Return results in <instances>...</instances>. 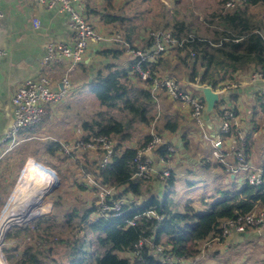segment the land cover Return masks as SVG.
<instances>
[{
	"label": "trees",
	"instance_id": "16d2710c",
	"mask_svg": "<svg viewBox=\"0 0 264 264\" xmlns=\"http://www.w3.org/2000/svg\"><path fill=\"white\" fill-rule=\"evenodd\" d=\"M116 1L118 0H105L103 5L90 7L87 13L88 16L97 17L101 26H107L110 31L118 30L124 42L115 48L99 51L106 59V64L93 72L88 85L93 87L104 112H99L92 121L84 122L81 129L88 132L82 136L87 140L95 136L118 140L112 161L106 169L102 170L97 161L89 162L88 157H85L87 154L84 158L87 163L95 166L96 173L93 175L101 186L119 190L120 193L111 201L108 198V203L124 200L121 214L115 216L111 212L102 215L98 204L84 212L75 208L68 209L62 216V220L67 221L61 224H68V227L57 233L52 231L51 223L54 222L36 221L33 230L41 232L38 236L43 241L36 252H32V247L23 251L19 260L24 264H169L175 258L183 263L201 256L203 245H207L211 239H223L220 226L224 219H235L238 215L250 213L259 199L264 201L262 190L245 184L239 192H225L222 198L210 206L203 200L201 205H207L206 211L190 204L181 211L166 194L161 196L162 194L155 193L150 182L133 179L135 170L132 164L137 147L125 148L126 142L133 139V132L139 130L141 125L150 126L156 119L160 125L164 121L162 134L166 130L172 134L178 133L181 124L173 115L164 120L161 116L157 118L155 114L152 115L155 101L151 82H146L145 87L139 82L138 85L133 82L134 77L139 78L138 73L134 74L137 61L127 47L132 51L140 49L137 47L140 39L138 27L133 25V18L128 16L127 6H117ZM226 2L227 0H220V8L209 15L204 32L200 26L195 27L179 9L167 16V4L162 1L164 29L161 31L171 32L181 46L159 55L151 65L145 64V69L150 66L152 74L159 78L176 76L177 80H184L182 82L206 85L214 90L238 82L236 76L243 75V72L250 69L264 73L263 25L251 11V8L264 7V0H246L233 9H226ZM152 32L157 33L156 30ZM151 33L144 38L141 50L154 46L155 40ZM158 33L163 32L159 30ZM181 69L183 70L177 74ZM166 71L172 76H165ZM233 90L230 88L225 94ZM162 98L166 99L165 96ZM224 100L215 108L218 112L220 108V114L221 107L227 104ZM260 102L262 103V98ZM151 138L150 135L145 136L140 147ZM60 148L62 144L57 141L48 146L51 155ZM158 152L169 159L165 148ZM96 154L103 158L101 150ZM218 166L222 164L219 163ZM154 181L166 187L172 183V179L163 182L157 178ZM138 198L141 199L140 202L135 200ZM44 204L50 207L51 200H46ZM149 212L162 217V220L149 217ZM42 214L39 212L37 216ZM75 221L77 227L69 228ZM46 222L50 224L44 226ZM55 223L57 225L60 222ZM140 241L147 242L140 256H123L132 254ZM155 246L164 249L161 256L153 254ZM53 253L56 254L55 258L48 260L49 254ZM15 257L14 254H9L7 259L11 262Z\"/></svg>",
	"mask_w": 264,
	"mask_h": 264
},
{
	"label": "built area",
	"instance_id": "2783aa9c",
	"mask_svg": "<svg viewBox=\"0 0 264 264\" xmlns=\"http://www.w3.org/2000/svg\"><path fill=\"white\" fill-rule=\"evenodd\" d=\"M41 5H45L50 9H58L62 13H66L69 17L68 28L69 35L63 42H52L47 46L46 53L42 57L41 66H63L65 74L61 78L57 86L46 75L37 78L25 80L18 86L11 96L12 121L4 132L0 144V161L11 150L17 147L22 139V134L35 131L45 120H52L59 111L60 104L74 92V86L71 82V74L74 73L81 65H83L89 57L91 45H98L103 50L112 46H117L124 42L123 37L118 31H103L98 25L87 17V9L92 0H35ZM246 0H227L226 9H233ZM1 17V14H0ZM33 26L39 29L42 24L39 20H34ZM155 40L153 47L146 50L131 51V55L136 62L134 66V74L139 75L141 80L151 82V91L155 104L159 103L160 93L164 92L171 101L187 107L195 120L197 126L203 130V137L210 141L216 149L215 155L217 161L222 164L225 172L236 178L238 173L246 175L244 184L262 190L264 194V167L255 166L249 159L248 136L245 127L240 122L237 112L234 108L225 104L221 107V124L215 135L208 134L206 115H209L203 94L193 96L188 92L187 88H182L180 82L173 77L159 78L152 74L151 67L145 69V64L154 63L159 55L165 53L169 49H175L181 46L173 37L171 32L152 33ZM111 49V48H110ZM7 53L6 50L0 49V57ZM251 83H260L262 88L259 89L258 95L262 98L264 105V73L254 72L250 78ZM191 85V84H190ZM197 84H192L195 86ZM237 84L219 88L217 91L220 95L221 102L223 95L230 88H237ZM157 108V107H156ZM158 109V108H157ZM156 123H152L149 127V134L152 138L148 143L137 147V153L133 160L134 174L133 179L152 182L159 178L167 181L171 176L168 161L165 156H161L158 152L165 148L168 156L171 157L175 153V147L168 141L169 136L160 133L157 130ZM115 142L102 136H95L87 140L82 138L77 141V148L84 150H101L103 152V160L99 164L102 170L106 169L113 158L115 150ZM133 146L125 145V148ZM96 152V151H94ZM101 197L110 195L114 188L103 187ZM16 189L11 197L14 196ZM11 201V200H10ZM124 200L115 201L113 204L101 202L100 213L106 215L113 212L115 216L121 214ZM5 213V212H4ZM149 217H155L162 220L153 212L148 213ZM1 221V219H0ZM134 225V223H131ZM13 227V226H12ZM263 228V231H261ZM10 230V229H9ZM5 233L0 240V264L6 263L7 260L2 253L1 245L9 232ZM221 237L215 238L214 242L220 243L222 240L226 242L234 241L240 243L244 241L245 235L254 231L258 232L259 251L264 257V201L259 199L254 209L247 214L238 215L235 219H224L220 226ZM212 240V242H213ZM146 241H140L135 246L134 257L140 256L142 248ZM208 246V245H207ZM211 247V246H209ZM161 246H155L154 255L161 256L163 252ZM182 263L177 258L171 259L169 264ZM196 260L188 259L182 264H195Z\"/></svg>",
	"mask_w": 264,
	"mask_h": 264
},
{
	"label": "rangeland",
	"instance_id": "374dc122",
	"mask_svg": "<svg viewBox=\"0 0 264 264\" xmlns=\"http://www.w3.org/2000/svg\"><path fill=\"white\" fill-rule=\"evenodd\" d=\"M165 2L168 7L167 16L171 14L175 9H179L182 11L183 15L191 22H193L194 26H200L201 29L206 28V22H208L207 18L209 15L218 8H220L219 2L220 0H118L116 1L117 6H127L126 11L128 12V16L133 18V25L138 27V33L139 38L138 39V48H142V45H144V38H147L149 34L153 31L160 30V32L166 33L164 31H161L164 29V24L162 22V14H163V8L162 3ZM104 4V3H103ZM150 9V10H149ZM252 13L255 16V19L257 21H261L263 25V35H264V7H255L251 8ZM108 29V28H107ZM120 29V27H119ZM122 30V29H121ZM110 31V30H109ZM118 31V30H112V32ZM119 32V31H118ZM205 32V31H204ZM120 33V32H119ZM123 33V31H122ZM153 33V32H152ZM151 33V35H152ZM121 34V33H120ZM122 36V34H121ZM123 37V36H122ZM123 45V43H121ZM120 45V44H119ZM121 45V46H122ZM118 46V45H117ZM116 46L110 47L115 48ZM109 48V49H110ZM119 48V47H118ZM122 48V47H121ZM127 50L131 52V48L127 47ZM135 51V50H134ZM133 52V51H132ZM132 56V55H131ZM106 59L103 58L102 61H104L100 66H103L106 64ZM98 64V63H97ZM96 64V65H97ZM176 64V63H173ZM183 69L178 70L177 74L180 73ZM134 74H131L133 76ZM165 76H172L167 71L164 72ZM174 79L177 80L176 76H172ZM180 82V85L184 86H190L188 87V92H190L193 96L200 95L198 92H195V89L192 85H189L186 82H182L184 80H177ZM133 82L138 85V82L142 84L144 87L146 86L145 83L147 81L141 80L139 77H134ZM186 88V87H182ZM77 98L78 101L74 103L73 106L70 108L65 107V110L58 111L56 117L58 118L60 116L59 122H57V125L61 126L64 125L66 128V132L68 130V134L73 133L74 135L68 138L67 135L66 138H63L66 136L64 134L63 136H57L53 135L54 133V126L52 125V121L45 120L43 123L39 125L40 130L42 129L45 131V133H42V135L39 137L38 134H31V132H28V139L22 140L21 143L15 147L13 150H11L7 155H5V158L2 161L3 168H4V176L0 183H4L2 187L3 191H5V197L3 196L1 200V206H0V219L3 217L4 212L6 211L10 200L12 199V194L14 190L18 187L19 181L22 177V174L24 170L27 167V164L30 160H34L38 164H41L43 166L48 167L53 174H55L56 177V185L52 189L51 192H49L45 198L43 199L41 209H38V211H35L34 214H32L26 221L20 224H15L13 227L10 228L9 232L7 233L2 245V253L5 257V260H7L8 264H24L21 260V255L25 249L28 247H32L33 253L36 252L38 249L39 244L42 243V238L38 235L41 232H35L33 230V225L38 220H50L51 222H54V224L51 223V226H53L52 231L57 233L63 228H67L68 224L62 226V222L65 224V221L62 220L63 214L69 209L72 210L73 208L80 210L79 212H84L85 210L91 209L93 206H97L101 204V202H104L107 204L108 198L111 199L118 195L120 192L119 190H115L111 192L110 195H107L104 197V199L101 197V190H103V186H101L96 177L93 175L94 172L96 173L95 166L92 164L87 163V160L89 162L97 161L99 164L102 162L103 158L99 157L96 152L99 150H84L81 148H77V141L81 139L84 134H87L86 132L80 133L79 132V126L82 127L84 122L92 121L94 118L97 117V114L99 112H104V109L100 106L98 99L93 91V87L91 85H84L77 89ZM194 91V92H193ZM70 95L66 100H68ZM162 96H165L166 99H163ZM64 101L60 104L62 105ZM182 104H174L167 98V95L162 92L160 93L159 103L154 105L155 110L152 109V115L155 114L157 118H161L164 120L169 115H173L176 113L181 114L183 112H188L184 105ZM158 109H157V108ZM216 111V110H215ZM155 112V113H154ZM63 115V117L61 115ZM164 116V117H163ZM218 121H221L220 119H217ZM156 123V126L158 132H162L161 129L164 126V121L161 125L158 122V119L153 120L151 122ZM150 124V125H151ZM159 124V126H158ZM149 127L141 125L139 130H135L133 132V139L131 141L126 142V144L130 146H136L140 147V144L143 143L144 137L149 134ZM197 131L201 133V137L203 138V130L196 126ZM160 130V131H159ZM78 131V132H77ZM169 134V135H168ZM171 132L167 131L165 132V135L169 136L168 141L172 142L173 138H171L172 134ZM198 139L200 138V135L197 134ZM22 139V137H21ZM204 140V139H203ZM27 141V142H24ZM57 141L60 144H62V148H60L57 153L54 155H51L48 150V146L50 143ZM115 145L118 144V140L114 139ZM205 144H208L207 147L204 148L208 157H211V162H216V165H211L206 168L200 167L199 169L196 168L199 166V164H195V160L187 161L182 168L177 169L173 162V168L171 167L172 163L169 161L168 168H170L171 176L169 179L171 180L172 177H176L177 180L174 178V184L170 183L168 186L162 187V195H165L172 199L175 204H177V207L180 208V210H184L187 206L194 205L197 209H200L202 211H206L208 207L207 205L213 204L217 199H220L225 194L224 191L229 192H239L244 187V181L246 179V175L243 173H238L236 178H231L229 174H227L221 166L217 165V157L215 155L216 149L212 146L210 141L204 140ZM24 142V143H23ZM172 144V143H171ZM173 145V144H172ZM211 145V146H210ZM175 147V153L172 156H177L176 154L180 152V149L173 145ZM3 145L0 144V148H2ZM194 147L193 149H190L188 154L193 155L196 157V159L199 161L203 157L199 156L194 150H198L197 146L192 145ZM201 148V147H200ZM96 151V152H94ZM87 154V155H85ZM212 154V156H211ZM88 157L87 160L84 158ZM179 155V154H178ZM171 156V157H172ZM171 157H169L168 160H171ZM182 157V153H181ZM208 157H205L204 161H209ZM175 158V157H174ZM214 158V160H213ZM85 164V165H84ZM201 164H204V162H201ZM87 166V168H86ZM180 167V166H178ZM89 168V169H88ZM173 169V170H172ZM181 176L179 177V175ZM7 179V180H6ZM169 179L167 181H169ZM58 182V183H57ZM149 185H152V182L149 183ZM98 188V190H95ZM155 190V189H154ZM11 194V195H7ZM4 198L6 200H4ZM60 199L58 201V199ZM131 200L132 197L129 196ZM51 200V206L40 216H37L41 210H44V200ZM136 201L140 202V198L135 199ZM206 200L207 205L202 206V201ZM100 212V210H99ZM55 221L60 222L56 225ZM50 224L49 222H46V225ZM72 227H77V221L73 222ZM26 228V229H24ZM80 228V227H79ZM20 229H24L22 231H19ZM15 230V231H14ZM261 231H263V228H261ZM10 233V236L8 237ZM16 234H19L18 236H15ZM216 242H212V239L207 242V245L204 244L202 247L203 253L201 256L194 258L192 260H199L202 259L204 256L205 260H199L195 264H232L231 260H222L220 253L217 254L218 247H215ZM218 244V243H217ZM256 246H258L257 242L255 243ZM209 246H211L209 248ZM214 248V249H213ZM255 248V247H254ZM259 249V247H258ZM255 248V256L251 260H234L235 264H264V260H261L263 257L262 254H260L259 250ZM216 250V251H215ZM210 251L209 253H207ZM216 252V253H213ZM205 255L203 256V254ZM9 254H14L16 256L11 262L8 261ZM217 254V256H215ZM240 253H236L235 257H242L240 256ZM56 254H49L48 260H53L55 258ZM125 256H131L134 257V254H127L123 255ZM44 259L46 256H43ZM215 259H213V258ZM216 257V258H215ZM219 257V258H218ZM8 258V259H7ZM237 258V257H236ZM41 259V258H40ZM204 259V258H203ZM207 259V260H206ZM246 261V262H244ZM3 264H6L3 262Z\"/></svg>",
	"mask_w": 264,
	"mask_h": 264
},
{
	"label": "crops",
	"instance_id": "0c3cea01",
	"mask_svg": "<svg viewBox=\"0 0 264 264\" xmlns=\"http://www.w3.org/2000/svg\"><path fill=\"white\" fill-rule=\"evenodd\" d=\"M104 1L105 0H92V3L87 9V13L90 7L103 5ZM0 14V49L7 51L4 56L0 57L1 140L4 132L12 121V107L10 100L12 94L15 92L18 86L27 79L37 78L41 75L48 76V78L55 84L54 86H57L61 78L64 76L65 68L63 66L42 67L41 60L46 53L47 46L50 43L63 42L68 37L69 17L66 13H62L58 9H50L45 5L39 4L35 0H0ZM87 17L97 24L99 29L103 31H109L107 26H101L102 23H99L97 17L88 16V14ZM34 20H39L41 22L42 26L39 29L34 28ZM101 50H103V48L100 46L94 44L91 45L89 57L87 58L86 62L71 74V82L75 88L74 92L72 93L73 96L60 106L59 112L61 108V110H65V107L70 108L75 102L78 101L79 98H77V89L84 85L88 86V83L90 82V76L97 68L101 67L100 64L104 62L102 61L103 56L99 53ZM253 71L254 69H250L246 72H243V75H237L236 77L238 82L233 84H237L238 87L235 88V90L224 94L222 99H225L224 101L227 104H230L234 109L236 108L238 118L247 132L249 159L255 166L262 168L264 167V106L260 102L259 96H257L258 91L261 88V84L250 82L251 75L254 73ZM183 87L188 88L190 86L187 85ZM167 98L169 99V97ZM171 102L173 105L177 103L174 101ZM184 108L188 112L185 111L181 114L175 112V114H173V116H176L179 119L181 125L178 133H171L172 135L170 134L172 136L171 138H173L171 143L177 146L180 149V152L176 154L177 156H172L171 160H168V162H172L170 163L172 164V168L174 162V165L177 169L184 166L182 164L187 162L185 160L193 162L195 160L194 163L199 164V166L196 167L198 169L200 167L206 168L212 164L216 165V162H211V157L207 156L209 153H206L204 150L208 144H205L204 137L202 138L201 133L197 131V125L191 114V111L185 106ZM61 116L63 117V115ZM59 119L60 116L58 118L56 117V119L55 117L52 119V125L54 126L53 135L63 136L66 134V136L63 138H66L67 135L69 136L68 138L73 136V133L68 134V130L66 132L64 125H57ZM217 119L221 120L220 108L219 112L214 110L209 115H206L208 134L215 135L218 132L221 121H218ZM50 121L51 120H49V123ZM42 133H45V131L42 129L40 130L39 127L35 131L31 132V134H38L39 137L42 135ZM80 133H83L81 126H79L78 134ZM31 134H22V140H27V136ZM197 134L200 135L199 139ZM192 145L197 146L198 150H194V152L203 157L201 160L198 161L196 157L188 154L189 150L194 148ZM205 157H208L209 161L205 162ZM4 158L5 156L0 161V181L4 176H6V174L4 175V168L2 167V161ZM201 162H204L205 165L201 164ZM219 163L220 162L217 161V165ZM221 168L224 170L223 166H221ZM179 174L177 172V175ZM179 177L181 176L179 175ZM173 178L177 180L175 176L172 177V184H174ZM3 184V182L2 184L0 183V186H3ZM163 185L164 184H158L155 181H152L153 189H155V193L159 195L162 194L161 190ZM225 192H227V190L224 191V193ZM3 196L5 197V191H3L2 187H0V202ZM4 200L6 199L4 198ZM43 206L44 210H41L40 213H45V211H47L49 208V206L45 204H43ZM257 237L258 232L254 231L245 235L244 241L240 243H236L234 241L226 242L223 240L218 244L215 243V247H218V250L215 251L217 254L220 253L221 257L223 258L222 260H231L232 264H235L234 260H251L255 256V248L258 249L259 247V245L256 246L255 244L256 242L259 244ZM209 252L210 251L207 253ZM236 253H240V256L242 257L236 256V258ZM217 254H215V256H217ZM204 255L205 253L203 256ZM206 256L203 257L204 259L202 258L199 260H205ZM199 260L196 261L198 262ZM261 260H264V257H262Z\"/></svg>",
	"mask_w": 264,
	"mask_h": 264
},
{
	"label": "bare ground",
	"instance_id": "6f19581e",
	"mask_svg": "<svg viewBox=\"0 0 264 264\" xmlns=\"http://www.w3.org/2000/svg\"><path fill=\"white\" fill-rule=\"evenodd\" d=\"M52 177L54 179H50ZM55 185V174L48 167L30 160L22 174L15 194L1 218L0 240L12 226L23 223L35 211L41 209L43 199L52 191Z\"/></svg>",
	"mask_w": 264,
	"mask_h": 264
},
{
	"label": "water",
	"instance_id": "95a60500",
	"mask_svg": "<svg viewBox=\"0 0 264 264\" xmlns=\"http://www.w3.org/2000/svg\"><path fill=\"white\" fill-rule=\"evenodd\" d=\"M193 87L196 91L203 94V98L207 105L206 112L208 114L212 113L215 110L216 105L219 103L220 100L219 93L214 89H212L210 86H206V85L205 86L195 85Z\"/></svg>",
	"mask_w": 264,
	"mask_h": 264
},
{
	"label": "clouds",
	"instance_id": "9594fccd",
	"mask_svg": "<svg viewBox=\"0 0 264 264\" xmlns=\"http://www.w3.org/2000/svg\"><path fill=\"white\" fill-rule=\"evenodd\" d=\"M50 179H54V177L50 178Z\"/></svg>",
	"mask_w": 264,
	"mask_h": 264
}]
</instances>
